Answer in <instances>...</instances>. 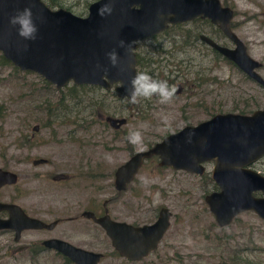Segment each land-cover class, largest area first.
Segmentation results:
<instances>
[{
  "label": "rangeland",
  "instance_id": "rangeland-1",
  "mask_svg": "<svg viewBox=\"0 0 264 264\" xmlns=\"http://www.w3.org/2000/svg\"><path fill=\"white\" fill-rule=\"evenodd\" d=\"M95 1L56 0L57 5L52 9H64L75 16L86 17L88 6ZM223 3L233 8V31L245 44L249 57L262 64L258 73L264 78V0H224ZM178 29L191 31L192 27L187 24ZM174 38L180 39L182 34ZM167 49L171 48L167 46ZM184 49L185 53L173 60L162 53L158 55L160 60H169L170 72L174 71V65L183 68L180 80L174 78L177 92L170 102L162 104L158 97L141 98L136 104L129 101L119 107L108 99L102 110L92 112L97 94L102 97V93L78 92L74 101L62 108L67 109L62 115L66 121L49 119L45 105L49 101L51 109L60 108L55 101L66 96V88L72 84L56 92L53 86H44L43 79L34 73L14 72L10 66H0V157L5 162L23 163L15 170L22 178L17 185L27 183V192L43 191L48 186L55 192L58 188L53 186V179L66 170L67 164L73 168L87 166L98 172L103 166L106 173L95 185L107 187V190L99 194L92 192L88 187L93 180L90 176L78 177L76 184L83 191V198L89 193L90 197L105 199L108 195H101L109 194L110 175L128 160L129 149L133 153L143 151L167 133H175L186 124L196 125L208 120L209 114H236L235 105L240 98L257 105L252 112L264 110V90L245 80L229 61L206 48L200 49V54L196 49ZM185 61L188 64L183 63ZM198 75L207 79L200 87L196 86ZM160 77L163 81L165 75ZM63 100L66 102L69 98ZM108 117L127 119L126 135L118 136L117 142L112 139L110 127L104 125ZM165 118L168 125L164 123ZM134 131L142 134V145L129 143V133ZM119 137L127 138L126 144L119 142ZM26 158L46 159L48 166L35 169L32 161ZM78 160L82 166L77 164ZM212 168V165L205 166V173L197 176L160 168L156 160L146 163L128 187L122 203L132 210L146 207V214L129 219L130 223L138 224L154 222L159 209L167 208L172 215L170 229L158 249L139 262L120 258L108 243L105 246L96 238L95 247L105 254L100 264H264V221L257 215L248 212L227 227L216 225L204 201L205 196L216 191L210 178ZM36 173H46L49 178L40 180ZM4 240L6 238L0 239V245Z\"/></svg>",
  "mask_w": 264,
  "mask_h": 264
},
{
  "label": "water",
  "instance_id": "water-1",
  "mask_svg": "<svg viewBox=\"0 0 264 264\" xmlns=\"http://www.w3.org/2000/svg\"><path fill=\"white\" fill-rule=\"evenodd\" d=\"M110 2L97 0L88 6L86 17H78L64 9L51 10L42 0H0V54L18 71L34 73L56 90L70 84L99 87L113 91L116 98L124 100L129 99L126 89L131 87L130 81L137 74L136 42L166 30L169 25L200 17L217 26L233 48L220 46L206 37L202 41L264 88V79L257 72L262 64L249 57L246 46L230 29L233 12L222 9L217 0H113L112 13L99 16L97 10ZM25 7H32L38 27L35 40L23 39L9 23L10 17ZM121 41L123 47L119 46ZM112 50L119 55L117 67L111 65L106 55ZM107 121L112 127L125 123L123 119ZM190 133L194 134L189 136ZM154 157L158 158L160 168L197 176L205 173L204 164L214 163L211 180L218 191L205 196L204 201L219 228L247 211L264 221V196L253 197L256 192L264 195V178L249 170L264 157V110L250 115L217 114L134 153L116 170V191H123L144 162ZM15 182L14 174L0 170V187ZM3 210L10 213V219L0 220V230L46 227L26 217L17 207L0 204V211ZM170 219V211L162 208L151 225L134 227L113 222L108 216L95 222L105 231L121 258L139 261L157 249ZM55 247L75 264H98L101 259V255L86 253L65 243Z\"/></svg>",
  "mask_w": 264,
  "mask_h": 264
},
{
  "label": "flooded vegetation",
  "instance_id": "flooded-vegetation-1",
  "mask_svg": "<svg viewBox=\"0 0 264 264\" xmlns=\"http://www.w3.org/2000/svg\"><path fill=\"white\" fill-rule=\"evenodd\" d=\"M217 1L219 2V5L222 9L225 8L230 9L233 12V18H234L233 8L230 5L228 6L225 5L223 3L224 0H217ZM233 18L230 21V29L234 33L233 25H232ZM187 24L191 25L192 27L191 31L178 29L181 28L182 25H187ZM181 34H182V38L180 39L174 38L176 35H181ZM202 37L209 38L218 45L223 47L230 48L228 44L232 45V43L221 32V30L217 26L213 25L208 19H201L200 17H198L187 23L169 25L166 30L136 42V47L134 49V55L136 59V73H138L140 69L138 62L150 63L152 66V71L148 73L149 75H151L156 80H159L161 78L160 75H165L163 80H166L170 86L176 85L177 83L175 79L177 78L178 80H180V77H182L181 75L182 73H180V71L183 68L174 65L173 67L174 71L170 72L169 64H168L169 60L166 59L160 60L158 58V55L162 53L163 55H166L168 59L169 57H171L173 60L177 57V55L185 53L186 49L184 48L196 49L197 54H200V49L206 48L211 53L219 55L218 53L213 51L209 46H207L204 41H202L201 39ZM167 46L168 48L171 49L168 50ZM231 48H233V45ZM221 58L223 59L222 56ZM190 60L192 61L193 59ZM183 63L188 64L187 61ZM159 72H161L160 75H158ZM173 74L175 77H173ZM195 79L197 80L196 83L197 87L201 86L200 85L201 82H203V84L207 83V79L205 77H201L198 75V78L195 77ZM247 79L248 82L254 83L259 88L264 90L262 86L258 85L253 80L249 79L248 77ZM180 84H183V81ZM153 97H157V96H153ZM108 119L109 118L105 120L104 125L110 127L113 134L112 139L113 141L117 142L118 136L126 135L125 127L128 123L127 119L126 118L123 119L125 120V123L119 127H112L110 123L107 121ZM110 119H116V118H110ZM200 123L196 125L186 124L182 129H184L187 126H197ZM74 125L79 129L83 128L79 124H74ZM47 129L50 128L48 127ZM37 130L38 128H36V131ZM180 130H178L177 132H179ZM175 133H171V134H175ZM171 134L167 133L163 138H161V140ZM126 141L127 138L124 137L121 139V137H119V142H123L124 144H126ZM155 143L149 145L146 149L150 148ZM128 153L130 155L128 158L129 160L134 153H132L131 149L128 150ZM26 159L32 161L31 165L35 169L42 166H48V160L46 159H42V158H38V159L26 158ZM151 160H156L159 163L158 158L156 157L147 160L144 162L139 172L143 169L144 165ZM127 161L123 162L121 165L125 164ZM77 164L82 166L79 160ZM19 165H23V163L19 164L18 162H13V163H9L8 161L5 162L4 158L0 157V170L5 172H10L16 176V182L14 184L12 185L6 184L0 187V204L17 207L26 217L30 219L38 220L41 223H43L46 227L38 228V229H21L17 227L19 229L18 231L16 229L0 230V239L6 238L3 244L0 245V264H75L65 253H62L55 247L59 243H65L74 249L81 250L86 253H90L93 255H101V259L98 263L100 264L104 260L105 254L102 252L103 250H100L95 247L97 246L96 238L99 239V241H101L102 243H104L105 246L107 245V243L110 245L111 248L112 246H111V241L106 236L105 231L95 222V220L108 216L113 222L126 223L134 227H141V226L153 224L157 220L160 210L164 208L161 207L159 209L156 215V220L154 222H150L149 224L146 222L142 224L141 223L138 224L135 222L130 223L129 222L130 218H133L134 216L138 219L142 215L146 214L147 210L145 206H140L139 210L137 209V207L134 208V210H132L130 206L129 208L127 205L122 203L123 196L126 194L128 187L133 183L135 179L131 183L127 184L123 191L117 192L115 189V173L116 170L121 165H119L111 175L109 174L111 178V181L110 179L108 180L110 181V187L108 189L109 194L101 195L102 197L108 195V198L101 200H99L97 197H90L89 193L86 195L85 198H83V191L80 190L76 182L78 180V177L80 176L83 178H85V176H90V178H93V180L89 181L88 187L91 188L92 192L97 194H99L102 191L104 192L105 190H107V187L103 189L102 186L95 185L97 180L99 179L101 180V178H103V174L106 173V169L103 166H102V171L98 172L97 170L94 171L88 168L87 166L73 168L72 166H70L71 164H67L66 170L61 174H59L58 177L53 179V181L55 182L53 186L58 188L57 191L52 192L48 186L47 189L43 191L31 192L29 190V192H27L25 190L27 183H24L22 185L21 184L17 185L19 181L22 182V178L20 177V174H17L15 172V170H17L16 167H18ZM207 165H212L213 167L214 163L211 162L204 164V166ZM249 170L255 172L256 174L264 178V157L254 162L249 167ZM35 175L39 176L40 180H44V181H47L49 178L48 174L46 173L44 174L36 173ZM263 196L264 195L261 192L253 193L254 198H263ZM248 212L251 213V211L239 213L232 220V222L238 216ZM16 214L18 218H20L21 214L19 212H17ZM9 219H10V213L8 211L5 210L0 211V220L6 221ZM232 222L229 225H231ZM169 229H170V225L167 231L165 232V234L168 232ZM164 236L162 237V239L164 238ZM160 243L158 244V247ZM156 250L150 252L146 257L142 258L141 260L147 258L149 255H152ZM113 251L115 252V254H117V252L114 249ZM126 261L139 262V261H130V260H126Z\"/></svg>",
  "mask_w": 264,
  "mask_h": 264
},
{
  "label": "clouds",
  "instance_id": "clouds-1",
  "mask_svg": "<svg viewBox=\"0 0 264 264\" xmlns=\"http://www.w3.org/2000/svg\"><path fill=\"white\" fill-rule=\"evenodd\" d=\"M113 11V0L110 3L102 4L97 10V14L101 17L110 15ZM9 23L12 27L17 28V34L25 40H35L37 38L38 27L33 20L32 7H25L18 10L15 15L11 16ZM120 47L124 46V42H120ZM108 60L113 67L119 64V55L115 50L106 53ZM131 87L126 89L128 98L131 103L136 104L141 98L150 100L153 96L159 98L160 103L170 102L177 92L175 86H170L166 80H156L147 72H138L130 81ZM164 123L168 125L167 118ZM194 133H190L189 136ZM129 143L134 146L142 145L143 138L139 131L130 132L128 136Z\"/></svg>",
  "mask_w": 264,
  "mask_h": 264
},
{
  "label": "trees",
  "instance_id": "trees-1",
  "mask_svg": "<svg viewBox=\"0 0 264 264\" xmlns=\"http://www.w3.org/2000/svg\"><path fill=\"white\" fill-rule=\"evenodd\" d=\"M44 3L50 9H52L53 7H55V5H57L56 0H46V2H44ZM224 60H226V59H224ZM138 65L140 67L139 72L145 71V72L149 73V72L152 71V66H151L150 63L138 62ZM229 65L234 66L230 62H229ZM0 66H10L13 69L14 72H18V70L16 68H14L11 65L10 62L6 61L2 57L1 54H0ZM239 73L242 75V77L245 80L248 81L247 77L242 72L239 71ZM43 84L46 87H50L51 86V85L49 86V84L47 82H45L44 80H43ZM66 90L68 91V94L66 96H60L58 98V100L55 101V104L61 106L60 108L51 109L50 107L52 105L50 104L49 101H48V104L45 105L47 107V108H45V112L48 114L49 119L59 120V121H63L62 119H64L66 121L67 118L62 117V115L66 114V110L67 109H62V108L64 107V104H68V103L73 102L74 99L76 98V96L78 95V92L85 93L87 91H90V92H94L95 91L94 94H97L96 91H100L102 93V97H101V94H97L98 95L97 101L94 102L95 103V107L92 109V112L94 110H102V107L104 106L105 101L108 100V99L112 100L113 102H116L119 107L122 106L123 104L129 102V100H120V99H117L115 97V95H114L113 92L112 93H110V92H104L102 89L96 88V87H88V86H79V87H76L74 85H71L70 87H67ZM56 92H61V90H56ZM64 97L69 98V100H67L66 102H64V100H63ZM256 106L257 105L255 103H253L252 101H250L249 99H247V98H240L239 99V102L236 103V105H235V108L237 109V113L236 114L250 115L252 113L251 109L253 107H256ZM118 113H120V112H118ZM209 116L210 117H213L215 115L214 114H209ZM26 143L29 144V141H26Z\"/></svg>",
  "mask_w": 264,
  "mask_h": 264
}]
</instances>
